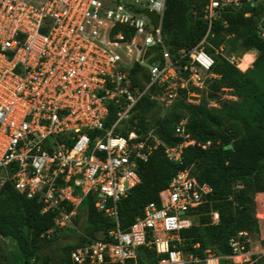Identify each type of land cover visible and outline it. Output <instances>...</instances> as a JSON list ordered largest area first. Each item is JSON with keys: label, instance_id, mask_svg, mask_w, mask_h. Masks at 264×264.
Instances as JSON below:
<instances>
[{"label": "built area", "instance_id": "built-area-1", "mask_svg": "<svg viewBox=\"0 0 264 264\" xmlns=\"http://www.w3.org/2000/svg\"><path fill=\"white\" fill-rule=\"evenodd\" d=\"M166 1L0 0V190L10 182L38 200L41 213L56 214L45 238L56 228L82 234L75 220L91 196L94 208L116 226L107 239L88 238L73 249L75 264H253L264 258V242L254 246L246 232L229 240L228 254L210 249L201 257L184 254L180 232L193 225V212L212 191L187 169L173 176L159 204L145 206L128 229L119 227L117 202L140 183V162L162 146L169 161L181 164L185 148L210 145L190 138L186 119L174 129L182 140L175 146L152 134L125 129L124 136L118 130L143 96L164 108L185 90L186 102L196 104L191 98L200 95L193 88L202 90L215 77L205 38L169 51L162 33ZM251 2L264 0H208L202 10L207 33L223 9L239 10ZM145 10L159 16L158 25ZM259 34L264 38V29ZM215 52L239 69L251 53L238 57L224 45ZM135 67L143 70L142 88L134 87ZM110 106L115 119L105 128ZM257 218L264 224V203ZM211 219L217 224L218 213Z\"/></svg>", "mask_w": 264, "mask_h": 264}, {"label": "trees", "instance_id": "trees-1", "mask_svg": "<svg viewBox=\"0 0 264 264\" xmlns=\"http://www.w3.org/2000/svg\"><path fill=\"white\" fill-rule=\"evenodd\" d=\"M207 1L167 0L162 22L164 42L172 54L179 48L193 47L204 38L214 50L224 45L228 54L237 55L229 48L230 40L231 44L240 41L241 56L255 51L252 67L242 72L216 52L219 56H214L212 48L206 50L215 60L211 69L215 77L206 80L204 89L229 90L237 101L216 107L200 98L197 104H190L184 90L173 103L174 108L182 110V115L160 116L156 102L150 100V95L143 96L132 109L125 129H134L140 136L152 134L151 130L165 146H175L182 140L175 136L174 129L186 119L185 132L190 138L197 143L210 141V145L205 150L197 145L185 148L181 164L169 161L162 146L156 148L147 162L139 163L140 183L117 202L119 227L126 230L143 216L145 206L151 202L159 204L160 193L178 171L189 170L197 181L212 188L205 202L193 212V225L180 232L178 247L184 254L199 257L206 249L228 254L231 238L241 232L258 233L257 209L264 203V38L259 34L264 29V3H246L239 10L223 9L207 33V24L202 19ZM142 72L139 67L133 69L134 87L142 88L141 79L145 80ZM193 90L198 94L203 91ZM147 117L151 118V124L146 122ZM114 119L115 110L110 106L105 128ZM120 133L127 135L124 131ZM42 207L38 200L15 190L10 182L0 190V237L12 240L21 253L16 264H75L70 258L73 249L85 245L89 239H97L94 236L97 232L107 239L108 232L116 226L111 218L94 208L89 196L75 220L80 229L84 218L82 234L71 228H56L50 238H45L42 235L54 227L56 214L41 213ZM212 212L219 215L217 224L212 223ZM148 256L153 261L158 258L152 251H148ZM253 264H264V258Z\"/></svg>", "mask_w": 264, "mask_h": 264}, {"label": "rangeland", "instance_id": "rangeland-1", "mask_svg": "<svg viewBox=\"0 0 264 264\" xmlns=\"http://www.w3.org/2000/svg\"><path fill=\"white\" fill-rule=\"evenodd\" d=\"M230 41H232V40H230ZM230 41L228 43L229 48L234 49L233 51L237 54V56L240 57L241 54L243 53V49H242L240 41H237V42L234 41L235 43L233 42V44H231ZM231 45H233V47H231ZM205 47H206L205 49L207 51H208V49L214 48V47H212L211 43H210V45L209 44L205 45ZM250 52L251 53H249L248 55L247 54L244 55L243 58L245 60L243 59L241 64H239V67H240L242 72H245L247 69H250L252 67V66H250L247 69H245L246 66L249 64L248 62L255 59V57H256L255 51H250ZM213 54H214V56L217 55L215 53L214 49H213ZM217 56H219V55H217ZM208 83H211V80H209ZM210 86H211V84H210ZM206 89H203L202 92H199L200 97H197V98L192 97L191 98L192 101H194L197 104L199 99L201 98V99L207 100L211 106H216V107H219L223 103H230V102L237 101V98L234 97L229 90L220 89V90L216 91L211 87H208ZM195 93H197V92L195 91ZM159 109H160V116H165V115H168L171 113L182 115V110L174 108L173 104L169 107H164V108L159 107ZM146 122H149V124H151V122H152L151 118L147 117ZM125 126H126L125 122L119 124L118 130L119 131H125ZM149 132L154 134L151 130ZM261 201H263V199H261ZM83 221H84V218H82L80 221L81 226L83 225ZM81 226H80V229L82 230ZM100 235H101V233H99V232L94 234L95 237H100ZM249 238H250V240L254 246H258L259 244H262L264 242V224L261 223L259 225V232L258 233L253 232V233L249 234ZM20 258H21V253L15 247L14 242L8 238L4 239V238L0 237V264H16L19 262ZM21 261H23V260H21ZM223 264H226V263L223 262Z\"/></svg>", "mask_w": 264, "mask_h": 264}, {"label": "water", "instance_id": "water-1", "mask_svg": "<svg viewBox=\"0 0 264 264\" xmlns=\"http://www.w3.org/2000/svg\"><path fill=\"white\" fill-rule=\"evenodd\" d=\"M143 14H145L149 19H151L156 25H158L159 16H157L155 13L149 10H145ZM141 81H142V84L145 85V80L143 78L141 79Z\"/></svg>", "mask_w": 264, "mask_h": 264}]
</instances>
